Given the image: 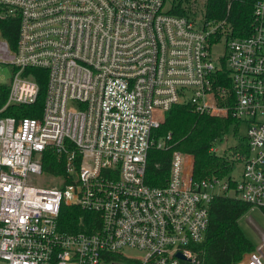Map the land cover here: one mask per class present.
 Here are the masks:
<instances>
[{"label": "built area", "instance_id": "1", "mask_svg": "<svg viewBox=\"0 0 264 264\" xmlns=\"http://www.w3.org/2000/svg\"><path fill=\"white\" fill-rule=\"evenodd\" d=\"M196 18L164 0H0L17 24L13 48L0 34V264H203L214 198L264 209V0L244 38ZM29 69L46 74L40 116H4L35 103ZM179 105L244 129L237 179L192 182L172 151L164 185L145 184L152 133ZM47 151L60 174L42 170ZM62 206L79 208L72 226ZM260 242L239 264L263 263Z\"/></svg>", "mask_w": 264, "mask_h": 264}, {"label": "trees", "instance_id": "2", "mask_svg": "<svg viewBox=\"0 0 264 264\" xmlns=\"http://www.w3.org/2000/svg\"><path fill=\"white\" fill-rule=\"evenodd\" d=\"M199 1L202 3L198 4ZM259 1L261 0H197L192 3L191 0H164V7L168 14L179 17L194 18L201 14L205 20L220 24L228 32L226 37L240 39L250 34L253 6ZM16 29L15 20L0 22V34L10 48L14 47ZM224 72L220 74L221 77H224ZM26 73L30 74L38 87L35 103L28 107H10L4 116L29 118L40 116L46 74L39 69H29ZM0 89L1 104L5 91L4 88ZM234 125L235 122L229 118L220 119L196 114L184 105L171 107L164 115L163 124L152 133L154 146L146 155L145 184L150 187L164 185L172 151H179L192 157V182L211 177L218 179L228 177L235 170L236 161L217 156L211 149L217 141L229 134ZM157 143H161L163 148L157 149ZM232 150L233 157L238 153L246 154L242 138ZM41 168L50 174H60L62 171L57 158L48 151L41 156ZM61 209H66L62 219L65 226H72L76 215L81 214L79 208L74 206H62ZM249 209L248 205L228 197H216L209 203L208 225L204 239L198 247L202 252L203 264H239L244 256L255 250L237 225V221ZM259 210L264 214V209Z\"/></svg>", "mask_w": 264, "mask_h": 264}, {"label": "rangeland", "instance_id": "3", "mask_svg": "<svg viewBox=\"0 0 264 264\" xmlns=\"http://www.w3.org/2000/svg\"><path fill=\"white\" fill-rule=\"evenodd\" d=\"M201 3L202 1L198 2V4ZM198 16L201 15L197 14L196 17L198 18ZM211 53L214 58H218L222 55L223 48L219 45L214 46L211 49ZM8 79L9 69L7 67H0V82L5 83ZM163 121L164 117L161 125L163 124ZM243 135L244 129L242 127L238 129L236 126H234L228 135L222 137V139L215 143V146L213 147L215 155L224 156L226 159L233 157L231 154L234 153L232 148L235 145H238L239 140H241ZM235 155L241 154L238 153ZM233 159H235V156L233 157ZM237 163L235 164V170L229 175L233 179H237L238 174L240 172V165H237ZM47 183L48 180L45 177H40L36 180V184L38 185ZM237 225L244 238L251 243L254 249H256L261 244L260 239L262 238V236H264V214L261 213V211L258 209L251 208L237 221ZM261 254L263 256L262 264H264V247L261 250Z\"/></svg>", "mask_w": 264, "mask_h": 264}]
</instances>
